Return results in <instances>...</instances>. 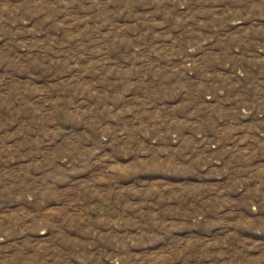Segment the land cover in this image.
<instances>
[{"label": "rangeland", "instance_id": "374dc122", "mask_svg": "<svg viewBox=\"0 0 264 264\" xmlns=\"http://www.w3.org/2000/svg\"><path fill=\"white\" fill-rule=\"evenodd\" d=\"M0 264H264V0H0Z\"/></svg>", "mask_w": 264, "mask_h": 264}]
</instances>
